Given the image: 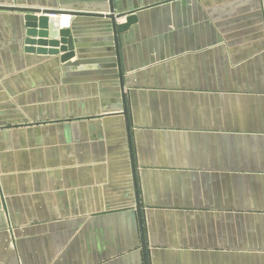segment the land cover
<instances>
[{
	"label": "crops",
	"instance_id": "0c3cea01",
	"mask_svg": "<svg viewBox=\"0 0 264 264\" xmlns=\"http://www.w3.org/2000/svg\"><path fill=\"white\" fill-rule=\"evenodd\" d=\"M112 3L120 67L26 50ZM0 264H264V0H0Z\"/></svg>",
	"mask_w": 264,
	"mask_h": 264
},
{
	"label": "water",
	"instance_id": "95a60500",
	"mask_svg": "<svg viewBox=\"0 0 264 264\" xmlns=\"http://www.w3.org/2000/svg\"><path fill=\"white\" fill-rule=\"evenodd\" d=\"M113 2V0H111ZM161 4V3H158ZM152 7L154 4L144 5L135 9H125L122 11H115L113 3L111 11L104 14H93L83 11H57V10H41L34 8H15L18 11L26 13V50L28 52H36L39 54L59 56L62 62H67L75 55L79 59L83 57L85 51V38L84 31L87 27L80 25V16L106 18L105 22H98L99 27L91 26V29H98L102 32L112 34L113 43L117 52L118 65L120 67V54L119 50V34H125L132 25L137 22L138 15L136 12L143 10L147 7ZM51 14H66L74 17L71 23L63 27L60 18L50 17ZM125 18V22L119 23V19Z\"/></svg>",
	"mask_w": 264,
	"mask_h": 264
},
{
	"label": "built area",
	"instance_id": "2783aa9c",
	"mask_svg": "<svg viewBox=\"0 0 264 264\" xmlns=\"http://www.w3.org/2000/svg\"><path fill=\"white\" fill-rule=\"evenodd\" d=\"M61 14H51L50 15V17H53V18H60V17H63L65 14H62L61 16H60ZM69 16V15H68ZM70 17V16H69ZM69 25V23H67V24H63V27H66V26H68Z\"/></svg>",
	"mask_w": 264,
	"mask_h": 264
}]
</instances>
